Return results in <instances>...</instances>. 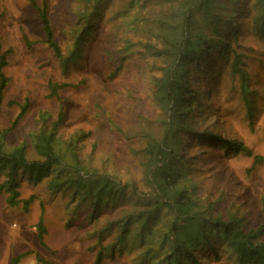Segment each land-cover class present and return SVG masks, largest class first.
Masks as SVG:
<instances>
[{
  "label": "rangeland",
  "instance_id": "1",
  "mask_svg": "<svg viewBox=\"0 0 264 264\" xmlns=\"http://www.w3.org/2000/svg\"><path fill=\"white\" fill-rule=\"evenodd\" d=\"M232 1L234 8L242 2ZM129 2L112 0L104 8L82 60L63 72L43 42L41 24L28 0H0V44L7 53L3 73L9 79L0 109V133L7 132L8 147L30 143V135L40 127V114H51L50 123L57 120L59 103L50 97L48 86L65 83L73 87L59 93L64 119L57 137L64 148L73 145L84 165L124 183L142 179L141 160L132 150L143 148V133L163 134L165 114L153 99L151 82L163 66L154 55L164 48L159 21L172 9L159 6L157 0L143 7H139L142 0L133 7ZM84 7L85 0H49L54 38L63 54L72 45V32ZM239 32L233 45L243 53L246 83L231 74L230 63L217 66L221 78L199 80V89L209 95L202 103L208 118L198 134L187 139V146L192 157L201 158L194 178L213 205V214L224 221L240 219L246 233L260 232L259 241L264 242V164L254 166L253 158L219 148L223 140L239 141L264 156V42L249 29ZM26 104L27 113L18 120ZM3 180L0 174V183ZM20 190L21 203L15 207L8 206L7 194L0 195V264L16 257L18 264H94L99 248L92 232L101 223L85 221L86 205L70 206L69 194H52L46 181H26ZM32 196L26 206L24 201ZM41 217L45 246L38 237ZM114 236L115 231L106 241ZM201 251L200 264H238L227 248H220L218 254L210 247ZM135 255L126 252L104 264H132Z\"/></svg>",
  "mask_w": 264,
  "mask_h": 264
},
{
  "label": "trees",
  "instance_id": "2",
  "mask_svg": "<svg viewBox=\"0 0 264 264\" xmlns=\"http://www.w3.org/2000/svg\"><path fill=\"white\" fill-rule=\"evenodd\" d=\"M137 1L130 0V6ZM28 2L41 24L44 44L66 72L70 64L82 60L91 30L112 0H85L67 54H63L54 38L49 0ZM149 2L142 0L139 7ZM232 2L157 0L159 6L172 9L170 16L159 21L164 48L154 55L163 60V66L159 69L160 76L151 82L153 99L165 119L161 137L143 133V148L132 150L141 160L140 181L124 183L99 173L79 160L73 145L64 148L57 137L64 119V101L59 93L73 86L49 83V95L59 103L57 120L50 123L51 114H40V127L30 135V143L14 147L6 143L7 132L0 133V174L4 176L0 195L7 194L8 206L21 203L20 189L26 181H46L52 194H69L70 206L86 205L89 215L85 221L101 223L92 232L98 238L99 248L94 264H104L126 252L136 254L132 264H200L202 247H210L216 254L220 248H227L237 256L238 264H264L260 232L246 233L240 219L224 221L221 215L213 214V205L207 203L194 178L201 158L192 157L187 146L190 144L187 139L197 135L208 118L202 103L209 95L199 89V80L221 78L217 66L230 63L231 74L239 76L245 84L243 53L233 45L238 42L239 30L249 29L264 42V0H242L238 8ZM24 42L30 45L26 38ZM6 66L7 53L2 52L0 44V109L9 83L3 73ZM27 109L28 104L21 108L18 120L25 116ZM206 128L204 131H209ZM219 148L223 153L253 158L254 166L264 164V156L255 155L239 141L223 140ZM33 198L24 204L28 206ZM103 213L108 216L101 218ZM114 231V238L107 242L108 235ZM38 232L40 244L45 246L43 217L38 223ZM18 260L16 257L9 264H18Z\"/></svg>",
  "mask_w": 264,
  "mask_h": 264
}]
</instances>
